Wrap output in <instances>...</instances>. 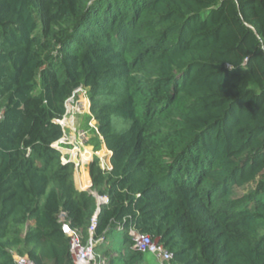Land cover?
<instances>
[{
  "label": "trees",
  "instance_id": "trees-1",
  "mask_svg": "<svg viewBox=\"0 0 264 264\" xmlns=\"http://www.w3.org/2000/svg\"><path fill=\"white\" fill-rule=\"evenodd\" d=\"M80 88L111 151L90 190L54 146ZM61 214L122 232L109 264L148 261L131 229L172 264H264V0H0V264H75Z\"/></svg>",
  "mask_w": 264,
  "mask_h": 264
},
{
  "label": "built area",
  "instance_id": "built-area-1",
  "mask_svg": "<svg viewBox=\"0 0 264 264\" xmlns=\"http://www.w3.org/2000/svg\"><path fill=\"white\" fill-rule=\"evenodd\" d=\"M86 133L87 132L85 131H81L78 135V138L83 142L88 138ZM74 134L75 133L71 135L66 134L64 138H62L58 142V144H70L73 146L74 149L67 148V152L70 153L71 156L69 155L68 157V153H65L66 155H63V162H74L76 168H78L82 163L79 159L81 142L78 140V138L75 139L76 136ZM70 140L72 141L69 142ZM58 149L63 150L61 146H59ZM75 150H78V153H74ZM102 200L104 203L108 202L107 197H104ZM61 220L63 222V229L65 233L70 237L71 254L75 264H102L100 263V261H98L101 257L99 256L97 260V256L94 252L96 244L101 243L103 241V239H100L98 241H94L93 239V235L97 226V215H95L92 219V223L89 228L90 239L86 244L83 243L82 233L79 230L72 229L70 227L69 223L66 222L64 214H61ZM130 235L132 236L134 249L139 250L143 253H151L155 255L162 264L171 262L173 255L158 240L152 239L149 234L141 233L135 229H131ZM14 261L16 264H37L36 262L31 260L27 255L15 254ZM101 262L105 261L101 259Z\"/></svg>",
  "mask_w": 264,
  "mask_h": 264
},
{
  "label": "rangeland",
  "instance_id": "rangeland-1",
  "mask_svg": "<svg viewBox=\"0 0 264 264\" xmlns=\"http://www.w3.org/2000/svg\"><path fill=\"white\" fill-rule=\"evenodd\" d=\"M88 98L89 99V102L88 104H86L85 102V99ZM71 102H76L73 106L69 103L70 101L67 103V107H68V111H67V114L64 116V118L61 120V124L63 125L64 127V131H65V134H72V129L73 128H77L79 129L80 127L83 129V128H86L88 130V133L87 136L88 137H92L91 139V145H93V147L95 149H99L101 151H99V156H102V157H108L107 155L108 154V151L107 149L105 148L103 151H102V147H103V144L100 140V135H98L97 133V130L95 129L96 125H97V121L91 116V113H90V95H89V90L86 89V88H80L71 98H70ZM112 122H113V125H114V131L117 132V133H120L122 132L123 130H125L126 128H128V126L130 125V122L122 119L121 117H118V116H113V119H112ZM90 128V130H89ZM95 129L94 131L91 129ZM99 136V137H97ZM56 145L59 147L61 146L63 151L66 153L67 152V147H64V144L60 145V144H57ZM67 146H71L73 148L72 145L68 144ZM104 148V147H103ZM74 149V148H73ZM68 153V152H67ZM70 153L67 154V156H69ZM88 155V154H87ZM89 157V155L87 156ZM95 159H98L97 157H95ZM102 201V200H100ZM32 222H30L31 224ZM122 239H123V235H122V232H119L118 230H114L113 233L109 236V240L112 241L114 240V247H110L108 245H102L101 243H103L104 241H102L101 243H98L102 246H100V248L98 249L97 248V245L96 244V248L94 249V252H95V255L97 256V260H98V257L100 256L101 259L103 261L106 262V260L108 261V257L110 256L109 254H106L107 252L108 253H111L112 252H117L119 253L121 251V245H122ZM151 257V256H155L151 253L148 254V257ZM107 257V258H106ZM156 257V256H155ZM154 257V258H155ZM100 261V260H98ZM105 262H102V264H106ZM108 263V262H107Z\"/></svg>",
  "mask_w": 264,
  "mask_h": 264
},
{
  "label": "crops",
  "instance_id": "crops-1",
  "mask_svg": "<svg viewBox=\"0 0 264 264\" xmlns=\"http://www.w3.org/2000/svg\"><path fill=\"white\" fill-rule=\"evenodd\" d=\"M95 129L97 130V133L98 135L99 134V131H98V127L96 125ZM81 131H85L88 133V130L86 128H74V135L76 136L75 139L78 138V135ZM73 134V132H72ZM99 137V136H97ZM92 137H88L84 142L81 141L79 138L78 140L81 142V149L79 151V159H81L82 161V165L79 169H76L75 170V174H74V181H75V184H76V187L79 189V190H90V187L92 185V179L90 177V173H89V164L90 162L94 161V160H98V163H99V166L104 169V170H110L112 168V164H111V151L107 149L104 141H103V137L100 135V140L103 144V147H102V151L106 148L107 151H108V154L107 155L108 157H102V156H99V149H95L93 147V145H91V139ZM73 140V139H72ZM72 140H70L69 142H71ZM70 148H72L71 146H69ZM64 152V151H63ZM78 153V150H75L74 153ZM67 153V152H66ZM65 154V152L63 153ZM89 157H87L88 155ZM99 154V155H98ZM66 155V154H65ZM71 156V155H70ZM95 157H97L98 159H95ZM34 222H32L33 224ZM149 254V253H148ZM118 255L117 252H112V257H116ZM155 257V256H154ZM153 256H149L148 257V261L145 263V264H162L159 259L157 257L154 258ZM107 258V257H106ZM100 260V263L101 262V258H99ZM109 264L110 262V256L108 257V261L106 260V264ZM166 264H172L171 262L169 263H166Z\"/></svg>",
  "mask_w": 264,
  "mask_h": 264
},
{
  "label": "clouds",
  "instance_id": "clouds-1",
  "mask_svg": "<svg viewBox=\"0 0 264 264\" xmlns=\"http://www.w3.org/2000/svg\"><path fill=\"white\" fill-rule=\"evenodd\" d=\"M83 89H84V88H83ZM78 90H79V89H78ZM78 90H76V92H77ZM76 92H75V93H76ZM75 93H74V94H75ZM74 94H73V95H74ZM73 95H72V96H73ZM72 96H71V97H72ZM71 97H70V98H71ZM70 98L66 101V107H67V103L71 100ZM88 100H89V99H88ZM90 106H91V101H90ZM67 111H68V107H67ZM90 113H91V112H90ZM66 114H67V112H66ZM60 123H61V121H60ZM62 126H63V125H62ZM63 128H64V127H63ZM72 131H73V133H74V128L72 129ZM65 135H66V134H65V131H64V136H65ZM68 135H70V134H68ZM63 138H64V137H63ZM60 140H61V139H60ZM60 140H59V141H60ZM59 141H58V142H59ZM58 142H56V143L58 144ZM56 143H55L54 146H55L56 148H58L57 145H56ZM64 147L70 148V147L67 146V145H64ZM70 149H71V148H70ZM107 149H108V148H107ZM59 150H60V149H59ZM60 151L62 152V154L64 153L63 150H60ZM63 155H64V154H63ZM68 157H69V156H68ZM80 160H81V159H80ZM81 162H82V161H81ZM67 163H68V162H67ZM73 163H74V162H73ZM74 164H75V163H74ZM81 165H82V163H81ZM81 165H80L78 168H76V166H75V170H76V169H79V168L81 167ZM94 193H95V192H94ZM95 194H96V193H95ZM96 195H97V194H96ZM104 197H106V196H104ZM104 197H101V200H102ZM107 198H108V197H107ZM98 201L100 202L99 196H98ZM101 202L104 203L103 200H102ZM97 214H98V213H97ZM97 214H96V215H97ZM14 255H15V254H14Z\"/></svg>",
  "mask_w": 264,
  "mask_h": 264
},
{
  "label": "water",
  "instance_id": "water-1",
  "mask_svg": "<svg viewBox=\"0 0 264 264\" xmlns=\"http://www.w3.org/2000/svg\"><path fill=\"white\" fill-rule=\"evenodd\" d=\"M99 199L101 200V197H99ZM102 202L100 201L99 204H101ZM100 210V209H99ZM99 212V211H98Z\"/></svg>",
  "mask_w": 264,
  "mask_h": 264
}]
</instances>
